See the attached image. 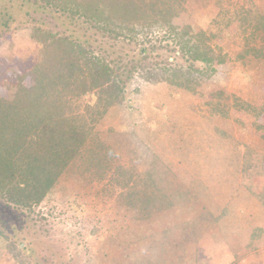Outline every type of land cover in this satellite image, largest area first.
I'll use <instances>...</instances> for the list:
<instances>
[{
  "label": "rangeland",
  "instance_id": "1",
  "mask_svg": "<svg viewBox=\"0 0 264 264\" xmlns=\"http://www.w3.org/2000/svg\"><path fill=\"white\" fill-rule=\"evenodd\" d=\"M175 1L174 41L205 31L222 56L215 74L193 90L134 81L127 103L97 125L113 150L107 178L70 170L33 210L0 201V264H264V0ZM33 9L0 0L6 100L31 84ZM48 22L122 51L94 31ZM149 173L158 203L143 193L154 189Z\"/></svg>",
  "mask_w": 264,
  "mask_h": 264
},
{
  "label": "trees",
  "instance_id": "2",
  "mask_svg": "<svg viewBox=\"0 0 264 264\" xmlns=\"http://www.w3.org/2000/svg\"><path fill=\"white\" fill-rule=\"evenodd\" d=\"M26 2L39 18L26 12L39 57L27 69L31 84L15 100L0 97V201L33 210L70 170L81 171L84 180L108 177L113 150L97 125L127 103L134 81L193 90L215 74L222 56L203 30L174 41L175 0H21L22 8ZM56 19L83 27L84 35L94 31L122 51L116 57L87 35L82 40L70 28L54 30L48 20ZM259 27L264 32V15ZM147 178L154 189H143L144 196L158 203L156 191H162L151 173Z\"/></svg>",
  "mask_w": 264,
  "mask_h": 264
}]
</instances>
